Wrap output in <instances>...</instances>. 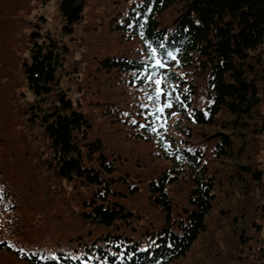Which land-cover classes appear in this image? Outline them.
I'll return each instance as SVG.
<instances>
[{
	"label": "trees",
	"instance_id": "obj_1",
	"mask_svg": "<svg viewBox=\"0 0 264 264\" xmlns=\"http://www.w3.org/2000/svg\"><path fill=\"white\" fill-rule=\"evenodd\" d=\"M87 1L58 0L64 33L74 32L84 18ZM133 4L135 8L130 7L127 15L119 18L131 23L117 25L129 29L128 36L142 38L146 52L143 58L137 53H117L101 59V67L122 88L117 94L112 87L109 98L114 104H109L116 112L112 109L111 114L122 117L123 123L139 126L137 135L158 142L157 154L172 161L167 154L169 145L152 133L160 113L156 80L162 75L164 102L174 107L167 116L174 155L190 174L187 206L173 214L176 205L167 192L183 167L172 161L173 166L145 179L141 187V173L128 166L122 170L120 157L108 155L100 138L89 137V117L70 100L59 108L43 109L41 104L58 84L69 49L49 30L41 31L45 18L40 16L41 22L29 32L28 54L21 64L30 103L38 106L28 117L43 127L53 162L49 166L57 177L85 193L79 202L81 217L100 227V233L39 245L47 246L43 248L0 242V250L25 264H173L206 230V215L213 207L215 177L207 172L209 159L203 158L206 141L220 135L214 142L215 152L219 157L229 155L237 151L233 137L243 139L247 131L254 130V116L264 104V0H135ZM167 9L175 15L165 22ZM158 59L170 64L159 71ZM217 125L225 129L210 135L202 129ZM237 168L262 181L264 168ZM2 176L0 171V211L19 209L21 195ZM140 189L161 212L159 222L141 232L114 227L119 220L134 219L125 201ZM260 216L264 222V201ZM41 224L37 219V226Z\"/></svg>",
	"mask_w": 264,
	"mask_h": 264
},
{
	"label": "rangeland",
	"instance_id": "obj_2",
	"mask_svg": "<svg viewBox=\"0 0 264 264\" xmlns=\"http://www.w3.org/2000/svg\"><path fill=\"white\" fill-rule=\"evenodd\" d=\"M134 1L88 0L84 18L69 34L63 32L58 0H0V171L22 198L19 209L0 211V242L6 241L11 247L43 248L47 246L39 245L49 246L55 240H66L74 235L100 233V227L81 217L79 202L85 193L57 177L56 171L49 166L53 162L43 127L38 120L31 121L28 117L30 110L38 106L30 103L32 97L27 91L21 64L27 58L29 32L35 23L41 22L40 16L45 18L40 23L41 31L49 30L69 49L58 73V84L44 98L43 109L59 108L70 100L89 117V137L100 138L108 155H118V161L123 162L119 164L122 170L128 166L132 172L141 173L138 178L143 179L139 182L141 187L145 186V179L173 166L172 161L175 166L183 167L174 155L176 147L167 119L174 110L172 105L159 113L157 127L152 132L154 138L160 137L169 145L167 154L172 161L157 154L158 142L137 135L139 126L123 123L122 117L118 119L115 113L111 114L112 109L116 112L109 104H114L109 98L114 90L112 87L117 94L122 88H118L110 73L101 67V59L106 54L117 53H137L143 58L146 52L142 38L134 34L128 36L130 30L117 25L131 23V20L119 18L125 17L130 7L135 8ZM174 15L175 12L167 9L163 19L168 22ZM161 62L163 67L159 71L170 64ZM161 76L159 73L160 81ZM158 87L162 90L158 97L161 108L168 103L164 102L165 89L161 83ZM61 96H64L62 103L59 102ZM254 121V130L247 131L243 139L233 137L234 151L237 150L234 153L218 156L214 148H217L215 143L220 135L206 141L203 158L209 159L207 172L215 177L213 207L206 215V230L186 255L173 264L264 262V222L260 216L264 173L262 181H256L246 170L238 171L237 168L249 166L261 171L264 168V104L258 108ZM194 129L197 130L196 126ZM202 129L210 135L225 128L217 125ZM182 171L178 181L167 187L176 205L173 214L187 206L190 174L185 167ZM145 196L141 189L136 196H129L125 203L133 210L134 219L130 222L119 220L114 227L141 232L157 224L162 214ZM37 219L42 221L41 226H37ZM0 264L25 263L12 253L0 250Z\"/></svg>",
	"mask_w": 264,
	"mask_h": 264
},
{
	"label": "snow or ice",
	"instance_id": "obj_3",
	"mask_svg": "<svg viewBox=\"0 0 264 264\" xmlns=\"http://www.w3.org/2000/svg\"><path fill=\"white\" fill-rule=\"evenodd\" d=\"M159 47H163V45H159ZM153 55H155V49H153ZM156 65L159 66V67H163L162 62L159 61V60L156 61ZM160 83H161L160 80H156V84L157 85H159ZM161 91L162 90L158 87L157 90H156V96H157V98L160 96ZM170 106H171V104H165L163 107L158 108L157 111L162 112L164 107H170ZM153 130H155V129H153Z\"/></svg>",
	"mask_w": 264,
	"mask_h": 264
},
{
	"label": "water",
	"instance_id": "obj_4",
	"mask_svg": "<svg viewBox=\"0 0 264 264\" xmlns=\"http://www.w3.org/2000/svg\"><path fill=\"white\" fill-rule=\"evenodd\" d=\"M63 98L64 96H61L60 99H59V102L62 103L63 102Z\"/></svg>",
	"mask_w": 264,
	"mask_h": 264
}]
</instances>
